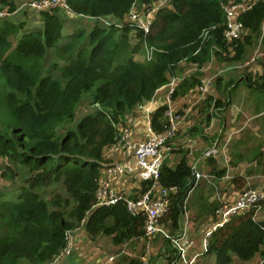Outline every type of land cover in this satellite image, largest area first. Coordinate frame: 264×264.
<instances>
[{"label": "trees", "instance_id": "1", "mask_svg": "<svg viewBox=\"0 0 264 264\" xmlns=\"http://www.w3.org/2000/svg\"><path fill=\"white\" fill-rule=\"evenodd\" d=\"M242 1L67 0L70 12L94 23L64 33L67 20L60 8L41 11L43 25L25 30L24 23L9 18L18 10L15 1L0 0L5 12L0 16V264H53L65 255L71 232L82 225L92 239L107 235L115 244L144 237L146 217L130 212L125 199L97 205L106 148L118 141L127 114L170 83L181 62L195 65L197 73L175 87V100L199 87L200 70L213 58L242 64L264 42V0H249L239 15L245 33L237 40L226 38L223 6ZM157 5L148 32L124 21L136 6L147 12ZM116 19L124 23L117 25ZM148 48L153 49L150 58ZM144 53L146 59L136 58ZM259 61L262 73L246 68L225 88L245 85L264 108V57ZM221 81L219 77L217 85ZM85 101L93 109L78 119V107ZM230 104V96L207 98V121ZM168 110L164 104L151 115L152 130L159 135L171 126ZM200 128L190 131L202 132ZM263 147L264 141L256 149ZM187 155L175 166L164 160L160 170L161 186L175 188L159 221L173 235L183 227L188 199V208L191 200L198 203L196 225L212 223L213 228L221 218L223 203L210 201L213 190L200 187L205 180L193 189ZM257 157V168L264 171V150ZM214 167L211 173L221 178L226 170ZM21 173L15 188H3L5 180ZM149 186L143 181L142 192ZM192 189L197 199L188 197ZM212 228L196 264H264V219L255 218L254 211L237 212ZM165 242L175 261L179 251L171 238Z\"/></svg>", "mask_w": 264, "mask_h": 264}, {"label": "crops", "instance_id": "2", "mask_svg": "<svg viewBox=\"0 0 264 264\" xmlns=\"http://www.w3.org/2000/svg\"><path fill=\"white\" fill-rule=\"evenodd\" d=\"M164 1V0H163ZM140 9H142L140 7ZM61 10V9H60ZM59 10V11H60ZM60 14L64 16L67 20V25H71V27L67 30V26L64 29V33H71L72 30L81 25L79 23L84 22L88 23L89 26L93 24L94 20L90 17H85L76 15L72 12L66 11L63 9V12L60 11ZM39 17H41L40 14H38ZM13 16V15H11ZM11 16L9 18H11ZM130 16L128 14L127 18L124 21H127L130 19ZM12 19V18H11ZM90 21H93L90 23ZM123 20H115V23L117 25L124 23ZM16 22V21H15ZM43 25V20L41 18V26ZM40 26V27H41ZM39 28V27H38ZM264 31V26H263ZM263 44V42H262ZM217 62L215 58H213L209 63L204 64V68L202 67V70L205 72H209V66H211L213 63ZM186 64H188L190 67L187 69ZM208 68V69H207ZM237 69L235 70L231 75H225L221 74L229 69ZM197 71V67H195L193 64L187 63L186 61H183L179 64L178 71L175 72L174 77L172 78L171 82L163 85L156 91L155 96L150 99L144 101L140 107H137L135 112H129L126 116V125H128L130 128H132L133 133V140L137 142H141L142 140L149 139L152 136V133L154 132L151 127V115L154 110L159 108L160 106L167 104L169 110L173 112L175 115H178V125H180V130L177 131V136L174 138V140L171 141V144L167 143V148H165L166 152V159L168 164L170 166H175L180 160L181 157L184 154L187 155L186 161L191 167V171H193L195 176V183L193 185V189L197 187V185L202 181L203 178L211 177L213 174L211 173L210 168L215 164L214 168H217L219 170L224 169L226 170L224 175L219 178L216 176L213 178L214 183L210 185V190H213V192L210 194V201L216 200L219 203L228 201L229 203H233L236 199L239 198L241 195V192L245 190H241L240 188L236 187L233 182V177L228 174L229 170L227 169V166L229 164V167H235V165H240V162L237 161L235 163H232L230 159H226L228 157L229 150L227 149V142L230 140L231 133L229 134L228 139L226 142H224L222 138L223 132L226 133L225 127L227 124L226 116H227V109H221L218 110V115L211 117L210 121L208 120V114L207 112L203 111V106L205 104V100L212 96L214 99H218L217 96L219 94L224 93L225 97L230 96V105L234 106L235 103L232 102L234 98L238 95L239 92H243L246 98L241 101V103L237 104L240 105L239 107H236L234 113L244 110H248L249 105L251 102H253L252 109L255 110L254 117L259 118L260 116H263L264 114V108L261 99L256 97L250 89H248L245 85L240 84L237 88L228 89L226 91L225 85L227 82H229L231 79L236 78L240 73L244 71V69L239 68V63L231 64L230 67H225L220 69V73H214V74H202L201 75V84L199 87L190 89L187 91L186 94L180 95L178 99L172 98V91L175 89L177 85L181 81L184 80L186 76H191L194 74V71ZM250 71H252L254 74L262 73V66L260 64V61L258 65H255L251 68H249ZM219 77L222 78V81L219 85H217V80ZM219 86V88L217 87ZM222 99V98H221ZM247 99V100H246ZM230 106V107H231ZM235 108V106H234ZM198 109V110H197ZM186 110H190L191 112L188 113ZM193 111V113H192ZM211 111V110H210ZM212 113V112H210ZM205 115V116H202ZM238 114V117H239ZM181 115L185 116L189 121L187 123L189 125L186 130H184L185 120H181ZM263 117H261L262 119ZM129 119L130 123H129ZM191 120V121H190ZM217 123L218 127L216 130H212V124ZM194 126H200V130L202 132L197 133H191L190 129ZM264 126V121H263ZM226 139V138H225ZM240 140V139H238ZM264 141V140H262ZM260 141V142H262ZM224 142V143H223ZM251 139H247L246 141L240 140L238 142L237 140L234 141V146H242L240 150L237 152L230 149V154L234 152L236 155L240 156L241 153L244 154V156L253 157L257 159L258 154L260 151L264 150V147L261 150H257L256 147L260 144L259 141H256L255 145L252 147ZM232 144V145H233ZM216 148L218 150V155H211L209 157H205L204 149L207 148ZM206 147V148H205ZM181 151V153H180ZM228 152V153H227ZM229 154V155H230ZM220 156V158L218 157ZM213 157H216L215 159ZM212 159L214 161H212ZM165 162V161H164ZM210 162V164H209ZM242 163H252V160L249 162L241 161ZM255 162V161H254ZM126 164L129 166H134L135 161L134 158L125 153H117L111 156H108V158H105L104 166L101 169V179L100 181H109L110 185L113 189L116 191L124 194L125 196L129 198H137L140 194H142V182L136 178L134 174H128L126 172H123V174H120L116 177L111 175L108 172V168L112 164ZM213 165V166H212ZM210 167V175L209 173H205L206 167ZM253 166H248L246 169V176H251L253 174ZM254 170H261L257 168V163L255 162V166L253 167ZM201 169V170H200ZM232 169V168H231ZM204 171V172H203ZM196 172L202 173V178L200 180H196ZM237 175V174H236ZM264 176V174H263ZM223 184L221 188L217 187L219 185ZM245 185V183H244ZM243 185V186H244ZM246 185H251L250 182H247ZM260 186V187H259ZM257 188H264V181L261 180L260 184L256 186ZM192 189V191H193ZM202 189V188H201ZM222 189L221 192L218 190ZM225 190V194H228V199H222L221 196ZM206 191V190H205ZM216 194L218 196L216 197ZM195 195V190L193 193L190 192L189 198L192 199ZM224 196V195H223ZM212 197V198H211ZM193 199H197L196 196ZM189 201V199H188ZM185 203V215L183 217V227L180 229L181 231L176 232L175 235H173L172 230L168 227L165 228L167 225L163 224L162 226V232L157 236L159 241H162L163 245L155 244L153 248H150V245L146 247H143V244L140 243H130L128 246H126L125 242L121 244H115L112 241V237L105 235L102 239L101 238H95L92 239L89 235V233L86 231L84 225L81 227L73 230L71 241L72 245L69 248L68 252H66L65 255H63L61 258H59L55 263L53 264H152L149 261H147L148 256H150V253L154 251L155 247L158 249L166 250L168 251L169 255H166V258L168 260L171 259L172 255L175 256V253H173L171 250H167L166 248V242L165 240L167 238L172 239L173 246L179 251L178 260L176 259L173 261V264H196L199 260L200 255L204 252L205 246H206V236L211 231L212 223L203 225H196L195 219L196 217L194 214H197V204L194 203V200L192 201V205L190 206V210L187 207L189 202ZM228 203V204H229ZM264 211V206L262 209V212ZM261 212V213H262ZM260 213V214H261ZM259 214V216H260ZM210 219V218H209ZM258 220L264 219V215L262 218H257ZM208 220V219H207ZM142 238L138 239L141 240ZM156 237L150 241V244L153 243V240L155 241ZM145 240V239H144ZM102 241H105L106 244ZM131 241V240H130ZM146 241V240H145ZM129 242V241H126ZM141 242H143L141 240ZM147 243V241H146ZM125 244V245H124ZM145 249V250H143ZM158 254V253H157ZM117 258V261L115 260ZM160 257L157 258L156 264H166L167 259ZM136 259H139V261H135Z\"/></svg>", "mask_w": 264, "mask_h": 264}, {"label": "built area", "instance_id": "3", "mask_svg": "<svg viewBox=\"0 0 264 264\" xmlns=\"http://www.w3.org/2000/svg\"><path fill=\"white\" fill-rule=\"evenodd\" d=\"M249 0H243L239 3H231L229 5H224V12H226L227 19V28L225 30V36L229 41L237 40L242 34L245 33L243 23L240 21L239 15L244 11L248 6ZM0 2V16L5 15V12L1 10ZM156 7L147 11L146 15L150 18V21L146 22L140 19V24L136 21L138 19H133L132 21L137 23V27L143 29L145 32L149 31L150 23L153 19L155 11L158 9ZM65 9L69 12V7L67 0H34L30 4V9L34 13L40 14L41 11L47 9ZM130 15L133 17V10ZM137 16L135 15V18ZM107 24L112 23L110 20H106ZM149 58L152 56V48L147 49ZM255 59H252L245 63V65L250 64ZM168 116H170L168 110ZM173 114V112H171ZM171 117V116H170ZM171 120V119H170ZM172 121V120H171ZM170 121V122H171ZM129 126L121 128V135L118 141L110 146L108 150L112 155L117 153L125 152L131 155L134 158L135 165L129 166L126 164H112L108 168V172L114 177L123 174L126 172L128 174H134L138 180L142 183L143 181L150 182V186L147 189L143 190V193L140 194L137 198H129L124 194L116 191L110 185L109 181H100L97 188V205L111 204L119 200L125 199L127 208L130 212L143 214L146 219L144 222V237L147 240L151 241L156 237V235L161 232L160 219L167 212L169 205V196L172 192H175L174 187H164L160 184L161 179V168L164 163L166 152L165 144L176 132L174 126H171L165 131L164 134H157L156 132L152 133V136L149 139L142 140L137 142L133 140L132 130L129 129ZM218 150L216 148L207 149L205 152V157L211 155H216ZM202 178V173L196 172V180ZM228 201L223 202L222 208L219 211L221 216L220 220L213 226V230L218 226H221L224 222L230 219V217L242 211H254V217L262 212L264 206V189H252L247 188L241 192V195L233 203ZM212 230L208 233V235ZM72 234L70 235V241L66 251L68 252L69 248L72 245L71 241ZM192 264V263H188Z\"/></svg>", "mask_w": 264, "mask_h": 264}, {"label": "rangeland", "instance_id": "4", "mask_svg": "<svg viewBox=\"0 0 264 264\" xmlns=\"http://www.w3.org/2000/svg\"><path fill=\"white\" fill-rule=\"evenodd\" d=\"M15 3H16V6L18 7V10L13 14V16H11L12 20L16 21L17 23H24L25 24V30H31V29H34V28H40L41 26V18L42 17H39L38 13H34L31 11L30 9V4L34 1V0H14ZM168 2V0H164L163 1V4H166ZM60 11L63 12V9H61ZM146 11L142 8L140 9L139 7H135L133 9V17L130 16V19L129 20H133V19H138L136 20L139 24H140V19L148 22L150 21V18L147 17L146 15ZM135 15L137 16L135 18ZM133 18V19H132ZM128 21V20H127ZM93 21H90V23H92ZM94 23V22H93ZM81 25H84L85 28H90L89 24L88 23H84V22H81L79 23ZM71 27V25H67V30ZM70 30V29H69ZM21 36V32L15 36H12V43H15L18 41V39L20 38ZM146 54H142V55H139L137 56L136 58L139 60H143V59H146L145 58ZM260 57H264V42L263 44L260 42L258 45H257V48L255 50H253V52H250V54L248 55L247 59L241 64L239 63V68L241 69H246V68H251L255 65H258L259 63V58ZM252 59H255L254 61H252L250 64L248 65H245L246 62L252 60ZM187 62V61H186ZM195 66V65H194ZM231 64H228V63H221V62H215L213 63L211 66H209V72L210 74H214V73H220V69L221 68H225V67H230ZM190 66L188 64H186V68L188 69ZM196 67V66H195ZM204 68V66H203ZM208 69V68H207ZM235 70H237L236 68L235 69H229L221 74H225V75H231ZM201 72H203V74L205 72H207V70L204 72L202 69L200 70ZM209 72H207L209 74ZM194 73H197V71L195 70ZM205 73V74H207ZM222 79V78H221ZM217 98H222L224 100H227V98L225 97V94L222 93V94H219L217 96ZM246 98L245 95L243 94V92H239L238 95L234 98V100H232V102L235 103V108L234 106H231L229 105L228 106V113H227V116H226V121H227V124H226V127H225V131H227V135L225 132H223V137L225 138H222L221 139L226 142V140L228 139L229 137V134L231 133V137H230V140L227 142V149L229 150V153H228V157H226V159H230L232 163H235L237 161L240 162V165H235V167H232L231 168L229 167V164L227 166V169L229 170V175L231 176V178L233 177V182H234V178L238 177L236 180L237 182L235 184L236 187L240 188L241 190H243L244 188H247V187H256L260 184L261 180L264 181V171L262 169V172L261 170H253V174L251 176H246L245 172H246V168L248 166H255V162H257V159L253 158V157H248V156H244V154L241 153L240 156L236 155L234 152L232 153V155L230 154V149L229 147H231V149H233L234 151H238L241 149V145L238 146V147H235L234 146V141L237 140L238 142H240V140H244L246 141L247 139H251V141H253L251 143V146L253 147L256 143V141H262L264 140V126H263V121H264V114L263 116H260L259 118H255L254 117V112L255 110L252 109V107L254 106L253 105V102H251V104L249 105V108L248 110H244V111H241V113L239 114V112L237 113H234L236 109V107H239L240 105H237L239 103H241V101H243V99ZM247 100V99H246ZM231 106V107H230ZM241 107V106H240ZM93 108H90L88 106V102L85 101V102H82L81 105L78 107V110H77V114H78V119L82 118V116L91 111ZM198 110V109H197ZM186 112L190 113L191 111L190 110H186ZM193 113V111H192ZM170 114V120L172 122V126H174V130L176 132V134L178 133L177 131H181L180 130V125H178V120H180L178 118V115H175L174 113L171 114V112H169ZM238 114H239V117H238ZM202 116H205V115H202L201 114V117ZM261 117H263L261 119ZM130 120L129 119V123H130ZM181 120H185V127H184V130L187 129V127L189 125H191V121L190 124L187 123L189 121V119H187L185 116L181 115ZM131 124V123H130ZM212 130H216L218 127H220V125L218 126L217 123H214L212 124ZM128 126V125H127ZM130 130H132V128H129ZM240 139V140H238ZM223 142V143H224ZM233 144V145H232ZM215 146H213L214 148ZM206 148V147H205ZM209 149V148H207ZM207 149H204V152L207 151ZM105 158H108V156H111L112 153H110V150H108V148H106V152H105ZM230 154V155H229ZM218 155V154H217ZM220 158V156H218ZM214 159L216 157H213ZM250 160H252V163H242L241 161H246V162H249ZM2 161V160H0ZM255 161V162H254ZM215 166V164H214ZM252 167V168H253ZM209 166L206 167L205 169V173H209L210 170H209ZM261 169V168H260ZM201 170V169H200ZM204 172V171H203ZM248 172V170H247ZM246 172V173H247ZM237 174V175H236ZM21 176L16 178L15 180H5L3 183H2V186L3 188H9V189H12V188H15L22 180V173L20 174ZM210 175V173H209ZM216 176H211V177H207V178H203L202 180L205 182L202 183V186H200L201 188H203L204 190L208 191L209 193H211L212 191H210V185L212 183H214L215 181H213V178H215ZM243 182L245 183L244 186L241 187V185L243 184ZM247 182H250L251 185H246ZM222 186H224L223 184L219 185L217 187L218 188H221ZM260 187V186H259ZM224 192L222 194V196L220 197L221 200L222 199H228V194H225V190L226 189H223ZM219 192L222 191V189H219L218 190ZM227 191V190H226ZM205 194L207 195V192H205ZM224 195V196H223ZM218 196V194H216V197ZM212 198V197H211ZM195 202V200H194ZM190 204H192V201L190 202ZM264 215V211L260 214V216L258 215L257 218H262V216ZM169 226L167 225L165 228L167 229ZM161 230H162V226H161ZM163 231V230H162ZM161 231V232H162ZM159 232L157 235H156V239L155 241L153 240V243L150 244V241L145 239V238H142L141 240L143 242H141V240H138V239H132L131 241L129 242H125L126 246H128L130 243H140V244H143L145 247L149 246L150 245V248H153L154 245L157 243V244H160V245H163L162 241H159L157 238L159 237L158 235L161 233ZM158 236V237H157ZM104 236H100L99 238H103ZM147 243H146V241ZM104 243V245L106 244L105 241H102ZM152 242V241H151ZM124 244V245H125ZM107 245V244H106ZM145 250V249H143ZM158 253V254H157ZM166 255L168 256L169 253L168 251H166L165 249L162 250V249H158L157 247H155L154 251L150 253V256H148L147 258V261H149L150 263L152 264H156L158 261H157V258L161 257L164 259L166 258ZM176 257V256H175ZM174 255H172L171 259L168 260L167 258V262L166 264H173V260L175 259ZM117 261V258L115 259ZM178 260V259H177ZM135 261H139V259H136ZM181 262H179L180 264ZM199 263V262H198ZM252 264H258L256 261L253 262Z\"/></svg>", "mask_w": 264, "mask_h": 264}]
</instances>
